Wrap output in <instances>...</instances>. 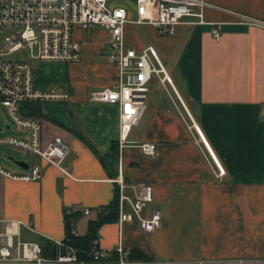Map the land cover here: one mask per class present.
Instances as JSON below:
<instances>
[{
    "label": "crops",
    "instance_id": "1",
    "mask_svg": "<svg viewBox=\"0 0 264 264\" xmlns=\"http://www.w3.org/2000/svg\"><path fill=\"white\" fill-rule=\"evenodd\" d=\"M205 2L209 23L194 24L189 17L173 35L150 24L125 27L127 46H154L171 79L167 85L157 75L161 89L150 82L147 110L119 147L115 168L121 163L127 181L153 186L146 214L161 208L163 226L149 233L137 222L113 221L98 230L101 247L115 252L122 246L127 257L137 249L147 259L188 264L264 258V0ZM74 39L82 45L79 62L32 61L37 90L69 95L66 101L39 102L33 116L42 124L45 145L56 137L68 144L63 168L28 152L30 160L13 172L39 165V179L0 176V219L30 222L33 229L22 226L20 237L41 244L65 238L66 214L74 210L82 211L72 219L74 229L85 233L89 218L108 206L118 189L117 174L79 135L101 154L119 144V106L90 100L93 90L116 80L117 69L108 59L109 33L100 26L77 28ZM193 121L224 175H218ZM146 142L156 144L154 155L139 146Z\"/></svg>",
    "mask_w": 264,
    "mask_h": 264
},
{
    "label": "built area",
    "instance_id": "2",
    "mask_svg": "<svg viewBox=\"0 0 264 264\" xmlns=\"http://www.w3.org/2000/svg\"><path fill=\"white\" fill-rule=\"evenodd\" d=\"M205 0H0V99L6 106L13 122L27 134L0 140L12 147L20 148L45 159L48 163L63 168L69 146L60 137L45 145L41 122L22 112L29 102L47 100L66 101L68 94L37 90L34 86V68L26 59H12L10 55L20 49L29 48L30 59L42 61L79 62L82 45L74 39L77 28L91 29L100 26L109 33L108 59L117 69L115 83L90 93L93 102H105L119 106L120 139L124 147L132 129L140 122L147 110V98L154 74L163 83H171L163 61L154 46L141 50L128 47L125 27L129 23L150 24L162 35L176 34L177 28L194 17V24L209 23L204 14ZM134 14L131 15V12ZM259 22L258 20H254ZM261 23V22H259ZM15 29L14 35L7 31ZM215 38H220L218 29H213ZM36 49V50H35ZM264 114V111H263ZM201 139L206 144L199 126L193 121ZM147 155L156 153V144L139 145ZM213 155V154H212ZM218 175L225 174L224 168L215 158ZM0 176L19 180H36L42 176L39 165L30 172L16 173L0 165ZM119 190V223L137 222L145 232H154L164 223L161 208H154L150 215L146 208L154 200L153 186L147 182L126 180L121 163L113 179ZM85 214L91 210L86 208ZM32 230L30 222L19 219H0V264H188L176 261L132 259L126 256L122 246L116 251L100 246L99 239L90 247L92 260L80 259L77 250L63 240H55L65 251L57 256L46 257L40 242L22 240L21 227ZM73 233H77L75 229ZM114 253L118 255L114 259ZM196 261L190 264H205ZM220 264H264V258H227Z\"/></svg>",
    "mask_w": 264,
    "mask_h": 264
},
{
    "label": "trees",
    "instance_id": "3",
    "mask_svg": "<svg viewBox=\"0 0 264 264\" xmlns=\"http://www.w3.org/2000/svg\"><path fill=\"white\" fill-rule=\"evenodd\" d=\"M40 107L39 102H29L25 103L22 106V112L25 115L34 116L39 113ZM81 138L85 141L87 145L91 147V149L99 156L103 166L107 170L113 171L112 175L118 174V169L116 165L118 163L119 158V144L113 142L111 145V151L109 154H101L95 144L85 137L82 133H79ZM118 203H119V190H116L114 200L108 205L100 208L96 213L95 217H90L88 220L87 231L83 234L73 233L74 225L72 224V219L82 215L81 210H74L70 213L66 214V236L64 238V242L66 245L72 246L77 250V255L80 259L92 260L93 258L90 256V247L94 239L98 238V230L101 225L118 221L119 212H118ZM43 247V255L46 257H54L60 252L65 251V247H59L56 243L47 240L42 242ZM129 258L132 259H147L149 256L144 252L134 249L128 255ZM114 259L118 258V255L114 254Z\"/></svg>",
    "mask_w": 264,
    "mask_h": 264
},
{
    "label": "rangeland",
    "instance_id": "4",
    "mask_svg": "<svg viewBox=\"0 0 264 264\" xmlns=\"http://www.w3.org/2000/svg\"><path fill=\"white\" fill-rule=\"evenodd\" d=\"M14 32H15V29L8 30L7 35L13 36ZM29 54H30V49L23 48V49H20L12 53L10 55V58L12 59H26L27 58L29 62H31V64L33 65L32 61H34V59H30ZM163 63L168 68V65H166L165 62ZM152 84L157 89L162 88V84L160 83L158 76L156 74H154ZM167 85H170V84L168 83ZM8 123L12 124L10 128H7ZM0 128H3V131H0V140L7 139L11 136L22 137L26 135V132L20 129L13 122L8 108L1 103V99H0ZM8 155L14 157L15 159L26 160V161L30 160V157H31L27 151H24L17 147H11L5 143L0 142V165L12 171L20 170V167L15 163L14 160L9 159L7 157ZM23 236H24V239H30L27 232H24Z\"/></svg>",
    "mask_w": 264,
    "mask_h": 264
},
{
    "label": "water",
    "instance_id": "5",
    "mask_svg": "<svg viewBox=\"0 0 264 264\" xmlns=\"http://www.w3.org/2000/svg\"><path fill=\"white\" fill-rule=\"evenodd\" d=\"M10 159L14 160L15 163L18 165V166H22L24 164L23 160H18V159H15L14 157H11Z\"/></svg>",
    "mask_w": 264,
    "mask_h": 264
}]
</instances>
